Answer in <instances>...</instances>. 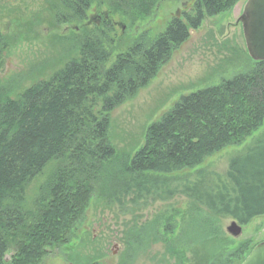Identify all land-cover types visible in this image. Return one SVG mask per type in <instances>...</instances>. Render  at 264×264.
I'll return each mask as SVG.
<instances>
[{
    "label": "trees",
    "instance_id": "1",
    "mask_svg": "<svg viewBox=\"0 0 264 264\" xmlns=\"http://www.w3.org/2000/svg\"><path fill=\"white\" fill-rule=\"evenodd\" d=\"M91 1L67 3L84 17ZM236 1L197 0L184 20L174 17L153 40L142 35L109 67L111 53L101 38L87 36L79 56L49 79L17 98L0 95V264L9 250L19 255L14 264H33L45 246L66 242L80 208L72 202L73 189L92 191L98 170L115 155L107 139L109 113L158 73L206 15L226 11ZM255 62L250 70L182 95L148 127L143 146L108 176L107 197L140 205L184 194L240 224L264 215V131L231 157L224 171L201 167L173 175L241 144L264 125V60ZM54 159L59 166L30 218L26 186Z\"/></svg>",
    "mask_w": 264,
    "mask_h": 264
},
{
    "label": "rangeland",
    "instance_id": "2",
    "mask_svg": "<svg viewBox=\"0 0 264 264\" xmlns=\"http://www.w3.org/2000/svg\"><path fill=\"white\" fill-rule=\"evenodd\" d=\"M67 1L0 0L1 96L17 98L38 81L49 79L79 56L87 36L101 38L111 53L109 67L139 37L155 39L176 14L183 9L192 12L197 2L93 0L81 17ZM246 1L237 0L226 11L206 15L158 73L109 113L107 139L114 157L98 170L92 191L73 189L76 198L72 202L80 208L66 242L45 246V253L33 264H212L221 259L240 264L255 245L264 242V215L242 224V234L233 237L227 232L230 217L215 215L184 194L147 204L120 205L107 197L104 184L143 146L148 127L182 95L254 67L240 20ZM100 108L98 105L95 111ZM263 131L264 125L241 144L227 146L195 169L173 175L193 173L201 167L224 171L230 158ZM58 166V159L51 160L26 186L24 207L32 213L30 218L47 195ZM235 252L238 254L230 258ZM18 257L9 250L3 264H14Z\"/></svg>",
    "mask_w": 264,
    "mask_h": 264
},
{
    "label": "water",
    "instance_id": "3",
    "mask_svg": "<svg viewBox=\"0 0 264 264\" xmlns=\"http://www.w3.org/2000/svg\"><path fill=\"white\" fill-rule=\"evenodd\" d=\"M247 50L254 60H264V0H247L240 17ZM242 224L232 219L227 232L233 237L242 234ZM240 264H264V242L253 247Z\"/></svg>",
    "mask_w": 264,
    "mask_h": 264
},
{
    "label": "flooded vegetation",
    "instance_id": "4",
    "mask_svg": "<svg viewBox=\"0 0 264 264\" xmlns=\"http://www.w3.org/2000/svg\"><path fill=\"white\" fill-rule=\"evenodd\" d=\"M184 12L187 13L185 9L181 10V12L179 14H176L175 17H178V18L183 17L185 14ZM182 19H184V17Z\"/></svg>",
    "mask_w": 264,
    "mask_h": 264
}]
</instances>
